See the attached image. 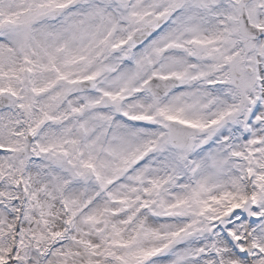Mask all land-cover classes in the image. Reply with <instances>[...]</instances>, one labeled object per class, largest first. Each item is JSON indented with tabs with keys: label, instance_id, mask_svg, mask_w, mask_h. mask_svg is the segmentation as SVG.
Masks as SVG:
<instances>
[{
	"label": "snow or ice",
	"instance_id": "obj_1",
	"mask_svg": "<svg viewBox=\"0 0 264 264\" xmlns=\"http://www.w3.org/2000/svg\"><path fill=\"white\" fill-rule=\"evenodd\" d=\"M0 264H264V0H0Z\"/></svg>",
	"mask_w": 264,
	"mask_h": 264
}]
</instances>
